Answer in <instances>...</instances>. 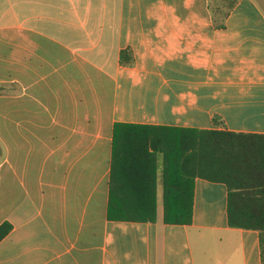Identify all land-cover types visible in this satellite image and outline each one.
Returning <instances> with one entry per match:
<instances>
[{"label":"crops","instance_id":"obj_1","mask_svg":"<svg viewBox=\"0 0 264 264\" xmlns=\"http://www.w3.org/2000/svg\"><path fill=\"white\" fill-rule=\"evenodd\" d=\"M215 1L0 0V264H262L225 184L166 224L163 155L114 152L118 123L264 136V0Z\"/></svg>","mask_w":264,"mask_h":264},{"label":"trees","instance_id":"obj_2","mask_svg":"<svg viewBox=\"0 0 264 264\" xmlns=\"http://www.w3.org/2000/svg\"><path fill=\"white\" fill-rule=\"evenodd\" d=\"M237 1H215L213 15L225 20ZM220 26H224V21ZM120 63L128 67L134 65L130 48L121 52ZM215 123L223 125L217 119ZM122 147L125 157H131L141 166L143 176H150L154 171V156L163 155V221L166 224H192L194 181L197 178L225 184L229 225L259 232L264 264V136L226 129L193 130L118 123L114 126V152H121ZM148 148L153 154H148ZM109 217L115 218L111 213ZM138 219L156 220L154 216ZM11 230V224L3 223L0 241Z\"/></svg>","mask_w":264,"mask_h":264},{"label":"rangeland","instance_id":"obj_3","mask_svg":"<svg viewBox=\"0 0 264 264\" xmlns=\"http://www.w3.org/2000/svg\"><path fill=\"white\" fill-rule=\"evenodd\" d=\"M162 168H163V167L160 166L159 169H158V171H157V172H158V179H159V181H160L161 178H162Z\"/></svg>","mask_w":264,"mask_h":264}]
</instances>
